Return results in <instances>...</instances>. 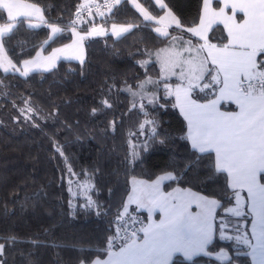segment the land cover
Here are the masks:
<instances>
[{
	"label": "trees",
	"instance_id": "trees-1",
	"mask_svg": "<svg viewBox=\"0 0 264 264\" xmlns=\"http://www.w3.org/2000/svg\"><path fill=\"white\" fill-rule=\"evenodd\" d=\"M25 1L40 6L48 24H56L62 31L51 37L48 27L30 28L26 17L18 19L23 23L17 24L5 42V51L17 65L33 58L39 50L49 53L71 42L74 37L71 22L84 0ZM138 2L146 13L131 0L114 3L104 13L102 19L108 25L131 26V30L119 37L113 32L85 37L83 63L62 59L52 69L33 71L27 77L18 72L4 73L0 68V78L7 86L0 87V199L11 209L7 216L0 209V234L15 233L20 238L6 257L8 264H29V260L33 264H88L97 258L105 259L107 253L102 250L116 233V214L123 210L135 178L153 181L172 172L179 179L165 180V191L191 189L221 199L227 174L218 173L214 180H206L215 163L213 152L196 153L203 159L185 169L186 162L195 159L190 141L184 138L188 134L187 121L174 107V95L166 96L164 91L165 83L172 88L180 79L165 77L157 56L179 32L190 35L189 29L200 22L203 0ZM216 5L219 6L217 2ZM166 11L177 18L180 26L169 28L165 37L156 31V18ZM7 22V11L0 9V24ZM74 27L87 29L86 22ZM208 38L210 42L224 44L227 32L221 24H216ZM142 61L148 63L142 67L138 63ZM208 70L212 75L217 74V69L209 63L204 82L210 79ZM148 78L154 83L145 85L148 94L145 99H141L144 92L133 97L122 91L126 85L136 90ZM218 88L215 93L210 89L197 90L192 96L199 101L209 100L216 96ZM153 93L157 102L148 104ZM29 96L35 112L26 121L13 102L24 107L23 99ZM104 99L112 103V108H103L100 102ZM133 103L136 108H132ZM141 103L146 106L147 117L139 108ZM94 107L103 110L93 115ZM222 107L235 109L236 106L223 103ZM145 119L156 121L159 135L155 140L139 134V126ZM113 121L115 130L110 127ZM133 132L137 135H131ZM145 141L149 144L147 150L143 148ZM54 145L61 146L63 156ZM133 145H137L139 158L130 162ZM69 166L75 175L69 174ZM83 181L90 184L88 196L73 191L74 185ZM40 189L43 193L34 206L29 202L21 210L16 200L22 201L25 194ZM13 192L18 193L17 198L10 196ZM227 192L231 196L232 189ZM89 197L96 203L85 208ZM226 206L236 207L234 196ZM240 210L243 214L237 217L223 206L216 208V235L207 246L212 255L202 253L186 260L177 254L171 264H251L249 244L234 238L238 227L239 234H246L252 244L249 231L252 215L246 199L240 200ZM129 213L133 219L146 216L134 207ZM221 219L229 225L226 235L233 239L221 238ZM221 250L228 253L224 260L215 256Z\"/></svg>",
	"mask_w": 264,
	"mask_h": 264
},
{
	"label": "snow or ice",
	"instance_id": "snow-or-ice-1",
	"mask_svg": "<svg viewBox=\"0 0 264 264\" xmlns=\"http://www.w3.org/2000/svg\"><path fill=\"white\" fill-rule=\"evenodd\" d=\"M121 0H115L119 4ZM223 4V7L217 9L212 8L213 0H203L204 15L200 19V31L197 28L189 29L193 35H200L206 41L200 46L201 50H207V57L204 64H207L208 58L211 64L217 69V74L212 75L211 70L207 71V82H204L206 75L201 71L195 79L203 83H194L193 79H187V85L182 82L177 85L173 92L171 86L164 84L166 96L175 95L176 105L188 120V134L185 139L191 141V148L196 153H207L215 151V163L209 169L206 180H214L216 174L226 173V186L221 194V199H210L209 196L194 193L191 189H177L176 195L173 193L163 194L159 190V185L164 180H178L179 176L172 172H167L159 177L151 186V190L141 191L139 195L129 196L128 203H136L137 210L147 208L149 217L152 211L158 209L163 213V218L159 222H150L146 226L135 228L136 220L129 213L128 203L122 207V211L116 214L115 224L116 233L107 241L108 247L102 251L107 253V259H95L91 264H171L172 257L175 253H182L186 260H191L194 256L201 253L212 255L213 253L207 249L211 243L213 224L215 218V209L224 207L225 211L234 216H241L240 210V190L247 189L248 196L252 201V211L259 217V225L257 231V221H253L252 236L256 240L255 244H251L247 235H240L239 228H235L238 233L234 238L238 242L249 244L252 248V257L258 264H264V0H217V3ZM87 4H82L83 9ZM164 7L163 4L160 5ZM0 9L7 11L8 22L0 25V68L4 73L19 72L21 76L27 77L33 65L39 68L38 62L25 60L24 70L21 71L8 59L5 51V42L10 34L22 24L23 20H17L18 16L32 17L40 21V24H29L30 28H37L41 25L48 27L51 34L55 36L62 29L56 24H48L44 19L41 10L35 5L23 4L20 0H0ZM26 9V11H20ZM78 9L77 16L80 14ZM226 10H230L231 15ZM237 12L243 13L238 21ZM151 19V17H145ZM223 23L227 30V43L222 47L207 42V37L203 32L211 30L214 23ZM75 21H72V31L74 35L79 36L75 30ZM179 27V21H177ZM131 26L123 31L128 32ZM160 32V29H156ZM101 35L103 33H96ZM118 37L122 33H114ZM162 36H168L167 32L160 33ZM91 35V33H89ZM85 37L79 36V41H73L78 44ZM73 45H66L65 48H71ZM64 48L55 49L52 56L48 59L56 57L57 53L64 52ZM163 51V50H162ZM79 58V57H75ZM81 63L83 61L81 60ZM144 67L148 62H138ZM166 64L167 61H164ZM173 75L176 73L173 72ZM181 77H185L183 70ZM222 76V79H221ZM154 83L151 78L141 81L136 90L131 86H127L122 91H127L131 96L135 97L141 92L145 94L141 99L147 97L145 91L146 84ZM219 96L216 99L209 100L206 104L198 103L192 99V94L199 90L203 92L205 89L212 90L215 93L217 86L221 85ZM0 87H7L4 79L0 78ZM111 91V89H109ZM7 95V93H5ZM224 99L234 101L238 107V112H220L217 105ZM157 97L152 94V98L148 99V104H155ZM103 108H112V103L104 99L100 102ZM24 107H18L13 102V107L17 108L21 116L25 120H31L32 114L35 112L32 106L31 96L23 99ZM135 103L132 108H136ZM163 107V105H161ZM103 108H93L92 114H97ZM141 112L147 117L145 104L139 105ZM19 119V117H13ZM34 126H37L34 124ZM110 127L115 130V122L110 123ZM140 135H148L149 139L155 140L159 133L156 130V121L145 119L139 126ZM131 135H137L133 132ZM164 143V140H160ZM56 151L61 156L64 152L59 145H54ZM137 145H133L132 160L134 162L139 158L135 151ZM149 144L144 142L143 148L147 150ZM203 159L201 155H195V159H190L185 164V169H189L190 165H198ZM69 174L75 175L69 166ZM71 183V181H70ZM144 183V182H141ZM232 189L231 196L235 197L236 207H227L231 203V196L227 189ZM135 191V190H134ZM43 189H40L31 195L25 194L23 200H16L20 204L21 210L28 206L29 202L33 203L41 198ZM13 198L18 197V193H10ZM222 201L225 203L222 205ZM95 201L88 198L85 208H92ZM195 204L197 211L191 210ZM98 207V205H97ZM0 209L3 215L10 214L11 209L8 208L2 199H0ZM99 214V213H98ZM131 221V228L129 222ZM229 227L223 219L219 224V232L221 238L233 239L226 235V229ZM121 233L123 235L121 236ZM138 233H143L141 238ZM123 240L119 245V251H113L117 239ZM0 264H8L6 259L12 247L20 242V238L15 233L7 235L0 234ZM36 243V241H32ZM226 254L221 250L218 257ZM29 264H33L29 260ZM83 264V262H81Z\"/></svg>",
	"mask_w": 264,
	"mask_h": 264
},
{
	"label": "crops",
	"instance_id": "crops-1",
	"mask_svg": "<svg viewBox=\"0 0 264 264\" xmlns=\"http://www.w3.org/2000/svg\"><path fill=\"white\" fill-rule=\"evenodd\" d=\"M131 2H133V4L135 6H137V4H139L138 0H131ZM216 2H217V0H213V4H212V8L213 9H217L218 10L219 7H223L222 2L219 3V6L216 5ZM226 11H227L228 15H231L230 10H226ZM238 14H241V17H242L243 13L237 12V14H236V18L239 21L241 17H239ZM103 15H104V13L101 14V15L95 16L93 19H87L85 21L87 29L82 28V27H79L77 29L80 30L81 32L94 30V31H97L98 33H107V32H113V33L119 32L120 33L125 28H128L127 26L123 27V26H118V25H108L106 23V20L102 19L104 17ZM202 15H204L203 6H202L201 16ZM34 21H36V20H34ZM156 21H157V24H158V29H160L161 32H167L169 30V28L177 26V21L178 20L171 12L166 11L165 14L162 17L156 18ZM216 24H221L224 27L223 23H219V22L214 23L212 25V27L214 25H216ZM199 26H200V22L194 28H197V30L200 31V27ZM209 32H210V30H208L206 32H203V35L208 38L209 37ZM226 32H227V30H226ZM189 33H190V35L189 34H185L184 32H179V34L177 36H175L171 40L170 45L167 46V48L162 49L163 51L160 50L158 52V55H157L159 57L160 62H161L163 75L165 77H173V76H175V77L180 79V82H177V83L173 84V87H172L173 88L172 89L173 92L175 91L176 86L181 84L182 82L186 86L188 78L193 79L194 83H199L200 81L196 80L195 76H198L201 71L206 72L207 66L209 65V63H211V59L208 58L207 64H204V60L207 57V50H201L200 49V46L204 45L206 43V41L204 39H202L200 35H193V33L191 31ZM207 42L211 43V44H216L218 47H222L223 46V44H217V43L210 42L209 38L207 39ZM164 61H167V63L165 64ZM182 70L185 73V77H183V78L180 75ZM173 72H175L176 74L173 75L172 74ZM221 79H222V76H221ZM220 87H222V84L219 85V88L217 90L216 96L211 98V99H209V100L216 99V97L219 96ZM174 99H175V103H177L175 95H174ZM192 99H195V98L192 96ZM195 100L198 103H201V104H206L209 101V100L199 101L197 99H195ZM223 103H228V104H231V105H235L236 107H235V109H226V108L222 107ZM217 107H218L220 112H225V113H227V112H238L239 111L238 105L234 101H229L227 99L222 100L217 105ZM177 108L180 111V108L178 106H177ZM180 113L185 118L184 114L181 111H180ZM185 120L187 121V126H188V120L186 118H185ZM190 144H191V141H190ZM211 152H213L215 154L214 150L211 151ZM261 175H264V173H262ZM164 181L162 182V185L161 184L159 185L160 192L163 193V194L173 193V195H176V191L175 190H177V188L172 189L170 191H165L164 190V188H163ZM154 182H155L154 180L153 181H149L148 183H146L148 185H146L144 183H141V181H136L135 183L132 182V189H131V192H130L129 196L131 194H133L132 192H133V190H134L136 185L144 184L142 187H143L144 191H147V190H151L148 186H151ZM261 182L264 183V180H262ZM240 192H241V194H240L241 199L240 200L242 202H244V199H246L248 211L252 215L251 222L249 224V231H250L251 236H252L253 221L254 220L257 221V231H258L259 217L257 216V214L254 211L251 210L252 209V201L250 200V198L248 196L247 189H241ZM132 207L137 209V204L136 203H131L130 208H132ZM139 210L144 211L146 213V216L144 217L145 220H144V225L143 226H146L150 222H159V220L163 218V213L160 212L158 209L152 211L151 217H149V211H148L147 208H145V209L144 208H140ZM191 210L193 212L196 211L195 204L192 205ZM215 212H216V209H215ZM213 223H214V226L216 228L215 218H214V222H212V224ZM215 235H216V233H215ZM140 237L141 238L143 237V233H141ZM255 243H256V240L252 236V244H255ZM115 251H119V248H117ZM219 253H216L215 256L218 257ZM248 253L251 256V264H258V261H254L253 260V257L251 255V253H252V248L251 247H250ZM177 254H180V255L183 256L182 253H175L173 255L172 259ZM105 259H107V257ZM221 260H224V259H221ZM83 264H86V263H83ZM88 264H91V263H88ZM234 264H238V263H234Z\"/></svg>",
	"mask_w": 264,
	"mask_h": 264
},
{
	"label": "rangeland",
	"instance_id": "rangeland-1",
	"mask_svg": "<svg viewBox=\"0 0 264 264\" xmlns=\"http://www.w3.org/2000/svg\"><path fill=\"white\" fill-rule=\"evenodd\" d=\"M21 3L23 4H31V5H35L36 7H38L41 12H42V9L40 8V6L36 5V4H33L31 2H27L25 0H20ZM137 7L140 8L141 10H143L144 13H146L143 8L140 7L139 4H137ZM20 11H26V9H21ZM43 14V13H42ZM22 18V16H18L17 17V20ZM28 19V23L29 24H40V21L36 18V16H32V17H26ZM33 19H35L36 21H34ZM38 22V23H37ZM0 25H3V24H0ZM76 32L79 33V36H83V37H87L89 35V33L92 34H96L98 33L97 31H94V30H89V31H83L81 32L80 30L76 29ZM116 33H119V32H116ZM123 34V31L120 32ZM79 36L77 35H74L73 37V40L65 45H62V46H59L55 49H58V48H64V52L62 53H57L56 54V57L53 58V59H48L49 57L52 56V53L54 52V50H52L51 52L49 53H44L42 50H39L36 55L29 59L30 61H35V62H38L41 67L39 68H34L33 65H29L30 68H32V70L29 72H33V71H38V70H50L52 69L54 66L57 65V63L62 60V59H76V60H83L84 57H85V45H84V40L85 38L83 39V41H80L78 44H73V41H79ZM51 37H53V35L51 34ZM66 45H73L71 48H65ZM7 53V52H6ZM7 57L8 59H11L8 54H7ZM75 57H79V58H75ZM12 60V59H11ZM13 62V61H12ZM13 64L16 65L17 68H19L21 71L24 70V64L22 63L21 65H17L16 63L13 62ZM19 73V72H18ZM158 179V178H157ZM157 179H155L154 181H156ZM136 181H141V182H144V184L148 183L149 180H145V179H139V178H135L132 180L133 183H135ZM163 182V181H162ZM162 182L160 183L162 185ZM136 185L134 190H133V194H131L130 196H133V195H139L141 193V191H144L143 189V185ZM148 185V184H146ZM179 189V188H177ZM181 189V188H180ZM90 190V184L86 181H83V182H79V183H76L73 187V191H75L76 193H79V194H86L88 196V192ZM193 192V191H192ZM196 193V192H194ZM200 195H203V194H200ZM129 198V197H128ZM128 198H127V201L126 203H128ZM210 198V197H209ZM210 199H214V198H210ZM130 205L131 203H128V209L130 208ZM145 209V208H144ZM195 211V210H194ZM197 211V209H196ZM214 216H215V213H214ZM214 222V219L213 221ZM215 233H216V228L214 226V223H213V232H212V239L215 237ZM141 236V235H140ZM117 248H114L112 249L113 251H115ZM221 252V251H220ZM223 252L226 254L225 255H221L219 256L220 259H225L228 257V253L226 250H223Z\"/></svg>",
	"mask_w": 264,
	"mask_h": 264
},
{
	"label": "built area",
	"instance_id": "built-area-1",
	"mask_svg": "<svg viewBox=\"0 0 264 264\" xmlns=\"http://www.w3.org/2000/svg\"><path fill=\"white\" fill-rule=\"evenodd\" d=\"M87 4V6L83 9H80V14L77 16V12L75 13L74 20L76 25L81 24L82 22H85L87 19H92L97 15H101L108 11L115 3V0H84L82 4ZM80 5V6H81ZM136 220L135 228H140L144 225V218L141 215H138L134 218ZM131 222H129V227L131 228ZM123 233H121V236ZM140 236L141 233H138ZM123 243V240L117 239L116 245L114 248H119V245Z\"/></svg>",
	"mask_w": 264,
	"mask_h": 264
}]
</instances>
